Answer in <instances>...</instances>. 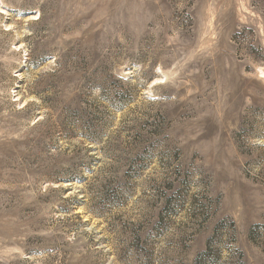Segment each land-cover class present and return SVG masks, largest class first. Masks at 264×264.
Instances as JSON below:
<instances>
[{
	"label": "rangeland",
	"instance_id": "obj_1",
	"mask_svg": "<svg viewBox=\"0 0 264 264\" xmlns=\"http://www.w3.org/2000/svg\"><path fill=\"white\" fill-rule=\"evenodd\" d=\"M0 264H264V0H0Z\"/></svg>",
	"mask_w": 264,
	"mask_h": 264
}]
</instances>
